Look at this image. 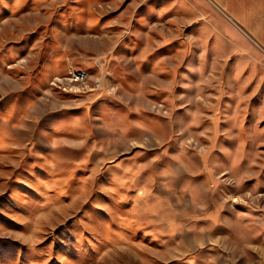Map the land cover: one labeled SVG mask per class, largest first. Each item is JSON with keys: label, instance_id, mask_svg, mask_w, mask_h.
Listing matches in <instances>:
<instances>
[{"label": "rangeland", "instance_id": "rangeland-1", "mask_svg": "<svg viewBox=\"0 0 264 264\" xmlns=\"http://www.w3.org/2000/svg\"><path fill=\"white\" fill-rule=\"evenodd\" d=\"M262 49L207 0H0V264H264Z\"/></svg>", "mask_w": 264, "mask_h": 264}, {"label": "crops", "instance_id": "crops-1", "mask_svg": "<svg viewBox=\"0 0 264 264\" xmlns=\"http://www.w3.org/2000/svg\"><path fill=\"white\" fill-rule=\"evenodd\" d=\"M207 1L243 35L250 36L264 49V0Z\"/></svg>", "mask_w": 264, "mask_h": 264}, {"label": "built area", "instance_id": "built-area-1", "mask_svg": "<svg viewBox=\"0 0 264 264\" xmlns=\"http://www.w3.org/2000/svg\"><path fill=\"white\" fill-rule=\"evenodd\" d=\"M71 75L73 76V79L75 81H80L84 79V74L82 73H72Z\"/></svg>", "mask_w": 264, "mask_h": 264}, {"label": "water", "instance_id": "water-1", "mask_svg": "<svg viewBox=\"0 0 264 264\" xmlns=\"http://www.w3.org/2000/svg\"><path fill=\"white\" fill-rule=\"evenodd\" d=\"M246 35V34H245ZM247 36V35H246ZM247 38L250 40V41H252L255 45H257L258 46V44H256L255 42H254V40L250 37V36H247ZM263 51H264V49H262Z\"/></svg>", "mask_w": 264, "mask_h": 264}]
</instances>
